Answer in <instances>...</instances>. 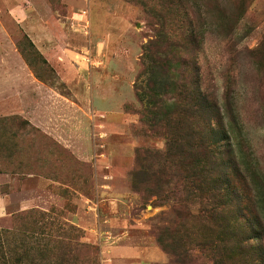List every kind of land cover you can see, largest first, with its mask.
<instances>
[{
  "label": "rangeland",
  "instance_id": "obj_1",
  "mask_svg": "<svg viewBox=\"0 0 264 264\" xmlns=\"http://www.w3.org/2000/svg\"><path fill=\"white\" fill-rule=\"evenodd\" d=\"M155 3L0 0V57H6L0 62L14 64L20 58L22 74L39 79L34 102L29 88H23L27 96L15 94L0 103L4 247L30 251L37 264L41 248L54 249L59 241L96 247L99 264H170L153 230L170 205L135 189L130 175L137 149H161L166 143L141 122L134 92L147 77L137 79V74L142 47L153 35L149 21H156ZM22 6L28 15L51 14L55 34L46 41L49 55L29 37L28 22L17 21V14L24 15ZM209 8L210 16L204 17L210 29L197 60L200 73L213 94L230 98L243 123L246 149L264 180V0H210ZM62 69L69 72V85L60 77ZM82 92L85 104L79 100ZM66 103L70 121L58 132L31 123L32 109L53 117ZM99 106L108 112L99 115ZM72 251L69 262L83 264L87 251ZM59 260L48 259L49 264Z\"/></svg>",
  "mask_w": 264,
  "mask_h": 264
},
{
  "label": "trees",
  "instance_id": "obj_2",
  "mask_svg": "<svg viewBox=\"0 0 264 264\" xmlns=\"http://www.w3.org/2000/svg\"><path fill=\"white\" fill-rule=\"evenodd\" d=\"M209 3L156 0L152 8L157 18L149 21L153 35L142 47L137 79L147 77L134 92L141 122L166 143L136 150L131 182L170 205L153 229L170 264H264L262 172L230 98L211 92L197 63L210 29ZM54 247L41 248V264L57 257L56 264H73L78 247L87 251L83 264H99L94 246L59 241ZM17 249L0 242V264H37L30 251Z\"/></svg>",
  "mask_w": 264,
  "mask_h": 264
},
{
  "label": "crops",
  "instance_id": "obj_3",
  "mask_svg": "<svg viewBox=\"0 0 264 264\" xmlns=\"http://www.w3.org/2000/svg\"><path fill=\"white\" fill-rule=\"evenodd\" d=\"M28 7H29V9L32 10L33 4H29ZM44 7H46V5ZM15 10H20V9H15ZM21 11L24 12V15L22 16L21 14H17L16 17L20 18L19 20L17 19V21L19 22V24H21V23L27 24V22H28L29 30H30L28 32L29 37L35 43L36 47L41 50L42 55H46V54L49 55L51 52V50H50L51 48H48L46 46V44H47L46 41L53 39V36L55 34L53 31L54 26L51 25V23L53 24L51 14L49 12L44 13L42 11H39V10L36 11L35 10L34 14L28 15V11H26V9H24V6H22ZM82 15L85 16V13H83ZM82 15L80 13H78V16H82ZM79 22H80V20H79ZM73 23L74 22H71L72 26H73ZM0 37H2L1 33H0ZM3 40H5V37H3ZM0 46L4 47L1 44H0ZM2 60H3V62H5L6 57H0V61H2ZM14 60H16L15 57H14ZM16 63L7 64V63H1L0 62V103H2L3 101L9 102L8 101L9 99L6 100V98H10V96L14 97L15 94L18 95L19 97L27 96L28 94H26V93L28 90H29V96L32 98L31 101H33V102H34V98L37 99V97L39 95V89H38L39 88V86H38L39 79L35 75L30 73V69H28V67H27V72H29L32 77L28 76L26 73L22 74V72H24V70L22 69V65L20 63V58L17 59ZM63 70L64 69H62L59 73L60 77L63 80V82H65V84L69 85V81H70L69 72L66 71V73H64ZM6 72H9V73L6 74ZM77 78H78L79 83L84 82V77H81V75L78 76V72H77ZM23 79H25L24 82H23ZM81 79H82V81H80ZM23 88H25V89L29 88V89H26L25 95H23L24 92H20V90H22ZM32 89H33V95L31 92ZM90 92H91V90H90ZM90 92H89L88 100L90 102H92L91 97H90ZM36 99H35V102L37 103ZM65 99L67 100V103H68V99L67 98H65ZM79 100L83 104L86 103V101H87L86 92L81 93ZM22 102H24V101H22ZM61 103L63 105L64 101H61ZM92 109H93V113L97 114V113H95L96 112L95 108L92 107ZM97 112L99 115H105L108 111L106 109H104L103 107L100 108V106H99L97 109ZM30 120H31V123L35 124L37 127L42 128L43 130H46L47 132L50 129H53V131L55 130L56 132H58L64 126H67L69 124L70 112H69L68 104H67V107L65 108V110H64V108H62L61 112L53 113V117H50V114L48 112L43 114V116H42L38 113L37 109L35 111H34V109H32L31 114H30ZM56 124L58 125L57 128L54 127V126H56ZM60 126H61V128H60ZM39 180L41 181L42 179L39 178ZM137 264H150V262L147 263L146 261H143V262H140Z\"/></svg>",
  "mask_w": 264,
  "mask_h": 264
}]
</instances>
